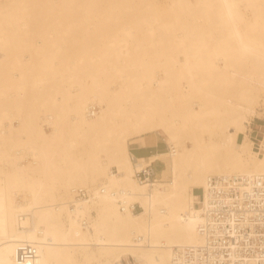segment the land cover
Returning <instances> with one entry per match:
<instances>
[{"label": "bare ground", "instance_id": "6f19581e", "mask_svg": "<svg viewBox=\"0 0 264 264\" xmlns=\"http://www.w3.org/2000/svg\"><path fill=\"white\" fill-rule=\"evenodd\" d=\"M256 117L264 0H0V264H171L210 175L264 174ZM155 133L142 184L129 141Z\"/></svg>", "mask_w": 264, "mask_h": 264}, {"label": "built area", "instance_id": "2783aa9c", "mask_svg": "<svg viewBox=\"0 0 264 264\" xmlns=\"http://www.w3.org/2000/svg\"><path fill=\"white\" fill-rule=\"evenodd\" d=\"M91 109L94 113L98 111V106ZM255 119L251 123L250 135L254 141V149L263 153L264 122H256ZM257 123L258 128L255 127ZM167 148L171 149L169 145ZM132 159L136 179L142 184H152L160 174L155 167L160 159L141 162L134 152ZM200 190V200L195 206L199 215L197 231L201 240L198 243L172 246L170 263L264 264V174L210 175L206 185ZM92 196L89 189L77 187L71 206L76 207ZM121 202L124 208L126 202ZM131 208L138 211L142 207L136 202ZM135 239L137 242L147 243L144 236L138 235ZM18 250V257L23 262L36 260L38 257L35 243L24 242ZM135 261L132 256L127 259L129 264H135Z\"/></svg>", "mask_w": 264, "mask_h": 264}, {"label": "crops", "instance_id": "0c3cea01", "mask_svg": "<svg viewBox=\"0 0 264 264\" xmlns=\"http://www.w3.org/2000/svg\"><path fill=\"white\" fill-rule=\"evenodd\" d=\"M144 138V142L142 144H136L134 145L132 148H133V152L135 153V150H138V151H141L140 154H136L137 156H149L151 153H154V152H157V151H160L161 150V140H159V137L154 135H149V136H142V137H139V138H134V139H142ZM134 139H131L129 141V148H131V141L134 140ZM157 147H159L157 149ZM146 151H149V152H146Z\"/></svg>", "mask_w": 264, "mask_h": 264}, {"label": "rangeland", "instance_id": "374dc122", "mask_svg": "<svg viewBox=\"0 0 264 264\" xmlns=\"http://www.w3.org/2000/svg\"><path fill=\"white\" fill-rule=\"evenodd\" d=\"M155 28H156V25H153ZM256 122H264V119H259V118H257L256 117ZM15 124H18V122L17 121H15ZM256 128H258L259 127V123H257L256 124V126H255ZM46 129L48 130V131H50V129H49V127L48 126H46ZM149 135H152V136H154V135H156V136H158L159 137V140H161V150H167L168 148H167V143L165 142V140L163 139V136H161V135H159V134H148V135H146V136H149ZM144 137V136H143ZM144 142V138H142V139H134V140H132L131 141V148L134 146V145H136V144H142ZM254 149V148H253ZM255 150V149H254ZM146 152H149V151H146ZM135 153L136 154H140L141 153V151H138V150H135ZM165 166V162L163 161V160H158L157 162H156V164H155V167H156V169H157V172H158V174H159V172H161V170H162V168ZM115 169V168H114ZM160 175V174H159ZM158 175V176H159ZM196 192L197 193H201V190H196Z\"/></svg>", "mask_w": 264, "mask_h": 264}]
</instances>
